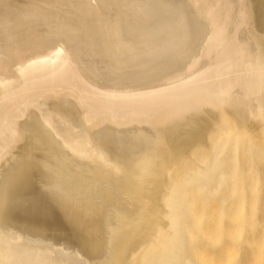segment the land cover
I'll use <instances>...</instances> for the list:
<instances>
[{"label": "bare ground", "instance_id": "bare-ground-1", "mask_svg": "<svg viewBox=\"0 0 264 264\" xmlns=\"http://www.w3.org/2000/svg\"><path fill=\"white\" fill-rule=\"evenodd\" d=\"M0 264H264V0H0Z\"/></svg>", "mask_w": 264, "mask_h": 264}]
</instances>
